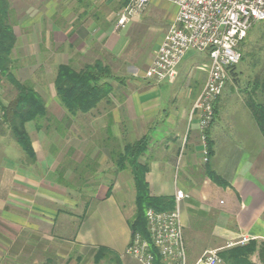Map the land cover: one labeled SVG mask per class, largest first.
Returning a JSON list of instances; mask_svg holds the SVG:
<instances>
[{
	"label": "crops",
	"instance_id": "0c3cea01",
	"mask_svg": "<svg viewBox=\"0 0 264 264\" xmlns=\"http://www.w3.org/2000/svg\"><path fill=\"white\" fill-rule=\"evenodd\" d=\"M113 2L31 0L29 24L12 6L19 18L14 70L46 99L52 116L47 123L55 124L44 130L36 121L26 123L35 162H19L18 143L9 132L0 134L11 137L8 152L12 145L21 159L5 152L12 161L4 157L0 165V218L15 234L30 237L15 235L13 249L30 251L44 237L64 264H98L100 248L108 251L106 264H144L126 254L137 190L131 168L119 169L118 154L126 144L146 137L139 159L149 166L150 194L176 202L178 190L186 194L180 210L188 264H205L201 259L211 249L219 250L224 264H264V134L248 105L250 96L264 102V32L250 36L252 28L241 44L239 71L247 80L242 88L225 82L208 130L213 152L205 163L198 119L191 117L207 79L208 72L198 69L207 67V55L190 51L173 82L147 79L145 71L176 18L177 6L151 0L144 18L115 30ZM77 61L81 65L75 67ZM96 61L115 76L108 79L109 98L72 115L55 89L59 66L80 71ZM43 73L46 81L39 82L36 77ZM244 236H249L247 242Z\"/></svg>",
	"mask_w": 264,
	"mask_h": 264
},
{
	"label": "built area",
	"instance_id": "2783aa9c",
	"mask_svg": "<svg viewBox=\"0 0 264 264\" xmlns=\"http://www.w3.org/2000/svg\"><path fill=\"white\" fill-rule=\"evenodd\" d=\"M177 6L176 18L166 32L155 57L145 71V77L155 82H173L177 70L190 51L208 57V76L196 98L192 119L197 117L204 140L203 157L207 162L209 149L205 129L215 117L216 102L222 93L231 69L242 59L241 44L250 30L264 21V0H165ZM151 0H130L118 13L117 29L125 28L140 16ZM186 197L178 190L176 207L171 211L147 210L150 240L139 232L133 234L126 254L144 264H153L151 244L159 251L166 264H188L184 241L180 201ZM249 236L242 241L247 242ZM205 264H224L218 249L203 255Z\"/></svg>",
	"mask_w": 264,
	"mask_h": 264
},
{
	"label": "trees",
	"instance_id": "16d2710c",
	"mask_svg": "<svg viewBox=\"0 0 264 264\" xmlns=\"http://www.w3.org/2000/svg\"><path fill=\"white\" fill-rule=\"evenodd\" d=\"M13 12L10 0H0V77L6 78L14 89L11 92V99L7 103H3L0 98V132L2 134H5L6 131L9 132V135L15 139L27 156L28 161L35 162L37 161V154L27 131L26 123L32 120L36 121L39 128L44 130L47 126L53 127L55 124L47 123V121H51L52 116L47 107L46 99L36 90L34 84L30 81L21 80L14 70L16 64L12 54L17 41L15 33L17 20L13 17ZM235 67L231 69L232 72ZM113 77L115 76L110 67L101 61L88 64L80 71L71 65H60L54 85L62 104L73 115L78 112H89L100 101L108 99L112 91L108 79ZM248 105L264 134V102L256 101L253 96H250ZM209 127L205 129L204 133L207 137L210 155L213 149L208 138ZM146 147V137L126 144L118 154V167L121 170L129 166L135 180L137 209L135 218L131 222L133 234L139 232L150 240L147 210L150 208L158 211L174 210L176 200L173 197H155L150 194L149 184L146 180L149 166L142 164L139 159ZM212 176L216 182L225 184L216 174H212ZM150 250L155 256V262L163 260L153 244H151ZM107 256L108 251L105 248H100L95 257V262L106 264L103 261L107 259ZM227 261V264H232L231 261ZM113 262L117 261L113 259Z\"/></svg>",
	"mask_w": 264,
	"mask_h": 264
},
{
	"label": "rangeland",
	"instance_id": "374dc122",
	"mask_svg": "<svg viewBox=\"0 0 264 264\" xmlns=\"http://www.w3.org/2000/svg\"><path fill=\"white\" fill-rule=\"evenodd\" d=\"M23 1H24L23 4H18V2H19L18 0H10V3H11V6H14L13 8H18V13L23 14L22 20L25 21L24 23L29 24L30 20H31V18H29L30 17L29 4L31 3V0H23ZM126 1L124 2V0H118L119 3H117V0H115V2H113L111 4L112 9L114 8L117 10L115 13H119L122 10L123 5L126 6L130 0H128L127 3H126ZM23 8H26V9H24V11H21V9H23ZM103 9L106 10V7L103 6ZM145 11L140 16H137L134 19L140 18L141 16L143 17L144 14L146 13ZM13 17H15L16 20H19L17 11H16V13H14ZM116 19H117V16L115 15L113 18L114 28H115V30H121V29H117L115 27ZM173 22L170 24L169 28L171 27ZM169 28H168V30H169ZM253 29L254 30L250 33V36H251V34H254V32H258V34L261 35L262 32H264V21L256 24L253 27ZM16 30H17V32H19L20 28L17 27ZM150 33H151V31L148 32V34H150ZM151 34L153 35V32ZM28 61L30 62L29 59H28ZM44 61L47 62L46 59ZM53 62H54V60H52L51 64ZM78 62L79 61H77L75 63V67L81 65V63L79 64ZM203 65L199 66L198 69L205 70L206 72H208V67H204ZM207 65H208V63H207ZM242 66H243V62H241V64L239 62L235 67V72H234V70H233L234 73L232 71H230L228 78H226V82L233 83V84H235L236 87L240 86L242 88L244 86V83L247 80L246 73L244 72V74H241V72L239 71V70H241ZM44 74L45 73L40 74L39 77L38 76L36 77L37 80H39V82H45L46 81L45 80L46 77ZM207 76H208V73H207ZM13 91H14V89H13L12 85L10 84V82L4 77H0V98L1 99L6 98V99L10 100L11 94H12L11 92H13ZM235 94H236V96H239L238 92H236ZM60 131H62V129ZM0 134H2V133L0 132ZM202 141L204 143L203 139H202ZM0 144H1L0 145V165L3 161V159H5L4 157H6V158L8 157V159H7L8 162H11L12 157H14V155H15L13 153L12 145H10V147H9V152L13 156L11 157V156H9V154H5V152L9 153L8 152V145L14 144L13 140L11 139L10 136L8 137V139L0 138ZM17 146H18L17 147V153L21 150L20 152L22 153V157H21L22 160L19 158L20 156H18V154L15 155L16 160H18V161L21 160V161H19L21 163L27 162L28 161L27 156L22 151L21 147L19 145H17ZM13 161H14V159H13ZM0 172H1V170H0ZM8 224L9 223L6 220H3L0 218V264H64L65 259H63V257L57 253L56 248H54L50 243H48L44 237H40L39 241L36 242V245L33 243L34 245L32 247L30 246L31 248L34 247L32 250L22 252L19 254L17 252H15V250L13 249L14 248L13 241L15 240V235L18 239L24 238V239L29 240L30 237L24 236L25 234L23 236L15 234L16 232H15L14 227L9 226Z\"/></svg>",
	"mask_w": 264,
	"mask_h": 264
}]
</instances>
